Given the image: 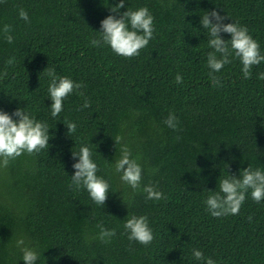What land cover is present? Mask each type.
Masks as SVG:
<instances>
[{"label":"trees","instance_id":"1","mask_svg":"<svg viewBox=\"0 0 264 264\" xmlns=\"http://www.w3.org/2000/svg\"><path fill=\"white\" fill-rule=\"evenodd\" d=\"M120 2L0 3V110L26 109L47 123L50 139L48 148L0 167V264H24L16 246L21 237L38 251L36 264H203L193 249L216 264H264V200L256 203L249 190L240 212L221 218L204 203L207 191H219L221 176L239 178L249 166L264 171V80L258 79L264 62L245 79L240 61L230 57L216 73L222 86L214 87L206 66L212 49L201 24L205 12L219 11L229 17L225 24L247 27L264 55V0H123L120 14L147 7L154 17V38L132 59L90 44L100 38L101 21L120 18L111 11ZM20 8L30 22L19 17ZM4 24L12 27L11 44ZM221 37L231 40L227 33ZM49 67L85 85L84 96L70 95L55 118L43 74ZM177 74L182 84L175 83ZM169 113L176 114L178 131L164 123ZM65 121L77 125L75 133L68 134ZM117 135L142 166L139 191L112 167L120 156ZM83 145L91 148L97 176L110 185L104 207L87 190L69 187L78 162L72 151ZM147 185L163 198L147 200ZM129 215L148 217L150 245L128 240L123 223ZM100 223L116 229L111 243L86 242Z\"/></svg>","mask_w":264,"mask_h":264},{"label":"clouds","instance_id":"2","mask_svg":"<svg viewBox=\"0 0 264 264\" xmlns=\"http://www.w3.org/2000/svg\"><path fill=\"white\" fill-rule=\"evenodd\" d=\"M6 0H0L4 3ZM123 0L118 6L111 9L112 12L120 14V9L124 8ZM19 17L29 21L28 12L20 8ZM228 16L220 15L219 11L205 12L202 16L201 24L207 30L208 47L212 51L207 54L208 77L214 87H221V78L216 73L221 72L225 65L231 64L234 57L242 65V74L245 79H251L253 66H258L264 62V55L261 54L260 44L249 34L247 27L238 22L227 23ZM215 21V22H214ZM4 39L13 43L14 37L11 25L4 24L2 27ZM99 39H92L91 46L101 47L109 46L111 51L125 59H132L140 55V51L148 46L154 33V17L147 7H141L133 10L129 8L126 12L120 14L118 19L116 15H110L101 21ZM227 33L231 40L225 41L221 34ZM15 63V58L7 61L9 66ZM43 74L49 77L48 93L52 101L50 113L53 118L57 117L63 111L64 101L73 93L83 97L85 88L83 82H75L69 77L57 76L54 67H49ZM258 79L264 80V73L258 74ZM176 84L183 83V77L177 74ZM91 107L90 101L85 99L83 108ZM17 117L18 120H14ZM164 123L174 131H178L179 120L175 113H169ZM68 134L76 132L77 125L70 121H65ZM179 139V137H177ZM49 128L46 122H40L27 113L26 109L18 108L11 114L0 110V167H7L9 162L17 159L27 153L33 155L49 146ZM123 137L117 135L114 138L115 145H121L120 156L115 158L112 163L114 172L119 175L121 182L129 186L134 192L141 189L142 166L137 159L132 158L129 147L122 143ZM73 159L78 162L72 165L74 175L71 177L70 188L76 191L87 190L92 201L104 207L108 200L110 185L103 177L97 176L99 171L97 163L92 159L91 148L87 145L80 147L78 153L72 151ZM106 163H108L105 160ZM219 191H207L209 193L205 200L207 211L215 218H221L228 215H236L240 212L243 203L246 200L250 190L251 198L260 203L264 200V171L253 169L249 166L242 170L239 178L234 175L220 178L218 183ZM147 200H160L163 193L156 190L152 185L143 187ZM123 199V197H122ZM124 201V199H123ZM125 203V202H124ZM249 221L252 217L249 216ZM99 233L95 237L85 236L86 242L91 239H99L107 244L111 243L116 236V229H107L102 223L97 224ZM123 228L128 234L130 242H136L143 246H148L154 240V234L149 226L147 216L129 215L123 223ZM16 246L22 253L24 264H36L39 260L38 251L26 244V238L21 237L16 241ZM192 256L203 264H216L211 257H205L204 253L198 249L192 250Z\"/></svg>","mask_w":264,"mask_h":264}]
</instances>
